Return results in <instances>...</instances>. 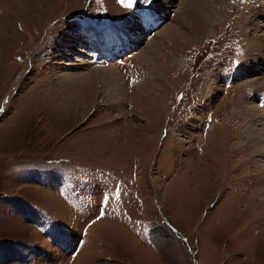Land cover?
Here are the masks:
<instances>
[{
    "label": "rangeland",
    "instance_id": "374dc122",
    "mask_svg": "<svg viewBox=\"0 0 264 264\" xmlns=\"http://www.w3.org/2000/svg\"><path fill=\"white\" fill-rule=\"evenodd\" d=\"M260 2L0 0V264H264Z\"/></svg>",
    "mask_w": 264,
    "mask_h": 264
},
{
    "label": "bare ground",
    "instance_id": "6f19581e",
    "mask_svg": "<svg viewBox=\"0 0 264 264\" xmlns=\"http://www.w3.org/2000/svg\"><path fill=\"white\" fill-rule=\"evenodd\" d=\"M161 1L164 2V0H161ZM260 1H262V0H260ZM257 3H259V2H257ZM163 4H165V3H163ZM262 4L263 3L260 2V4L255 6L257 8H255V7L252 8L251 13H250V18H252L253 20L258 19V18H260L262 20L264 19V5H262ZM167 5L168 4H166V6ZM183 7H185V10H182L180 12V13H182L181 16L185 17L186 21H188L190 23H195L194 26L196 25V29H199V28L202 29L201 26L207 22L205 20L203 21L202 19H199L200 16L198 17V15L197 16L194 15L193 17L190 16L191 13L197 7L191 3L186 2V1L183 4ZM141 9L143 10L144 14H141L140 16L136 17L137 20L128 19L124 22L125 24H127V28H125L126 26L123 25V23H121L120 25L118 24L119 27L106 29V30H103L101 32L98 31V32H95L92 34L93 38L98 40L96 50L99 53V55L105 56V57H111V56H113L114 53L118 54V52H119V50L123 44H125L127 46V48H129L131 46H135L136 45L135 42H137L138 37L141 34L144 35L145 32L148 33V32L153 31L152 28L154 27V25L157 22L161 21L160 17H158L156 12L154 11L155 5L148 6V8L141 7ZM150 9H151V14H146L149 12ZM166 9H167V7H166ZM258 10H260V11H258ZM199 15H201V14H199ZM196 19H199V20L196 21ZM255 25L251 24L248 27L249 28L248 30L254 29V32H255L257 29H259V27H255ZM188 26H190V25H188ZM131 27L133 28L132 30L129 29ZM136 27H138V29H136ZM190 28L193 29V25H191ZM128 30H130V31H128ZM141 31L143 33H141ZM135 32H137V33L135 34ZM130 38H133L132 39L133 42H130ZM257 45H258V47H257ZM88 47H90V46L88 45ZM249 47L250 48L248 49V51H254L256 53L255 54L251 53L252 54L251 60L247 61V64L251 65L254 61L257 63H259V61L264 63V50L261 49V47L262 48L264 47V33L262 34V36H260V38H255V37L252 38L251 37L249 40ZM126 51H127V49H124V52H126ZM153 55H155V54H153ZM145 57H146V55L144 57H141V59H144ZM148 61H150V62H148ZM146 62L151 63V60L148 58ZM239 75H241V74H237V76H239ZM112 77H113V74H110L109 78L106 77V83H108L110 85V87H112L113 92L119 93L116 91L117 87H115V88L113 87L114 82H112ZM256 85H258V84H256ZM263 85H264V81H263V83L260 84V87H263ZM260 106H262V105H260ZM262 107H264V105ZM246 113H247L246 116L249 118L248 122H251V123L257 122L260 126H263V128H264V112L263 111H260L258 108L255 109V108L247 107ZM263 134H264V129H263Z\"/></svg>",
    "mask_w": 264,
    "mask_h": 264
},
{
    "label": "snow or ice",
    "instance_id": "6c2138e0",
    "mask_svg": "<svg viewBox=\"0 0 264 264\" xmlns=\"http://www.w3.org/2000/svg\"><path fill=\"white\" fill-rule=\"evenodd\" d=\"M138 2H139V0H120V3L122 4V6L129 8V9L132 8L133 5L135 3H138ZM147 2H148V0H145V3H147ZM241 2H243V0H241ZM0 110H2V109H0Z\"/></svg>",
    "mask_w": 264,
    "mask_h": 264
}]
</instances>
